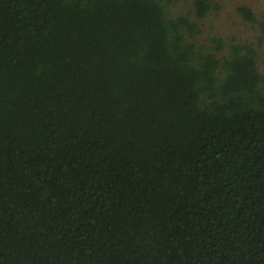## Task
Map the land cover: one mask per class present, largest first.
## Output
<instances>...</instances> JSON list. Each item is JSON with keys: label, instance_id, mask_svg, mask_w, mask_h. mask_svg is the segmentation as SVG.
<instances>
[{"label": "trees", "instance_id": "obj_1", "mask_svg": "<svg viewBox=\"0 0 264 264\" xmlns=\"http://www.w3.org/2000/svg\"><path fill=\"white\" fill-rule=\"evenodd\" d=\"M174 1L0 0V264H264L258 52Z\"/></svg>", "mask_w": 264, "mask_h": 264}, {"label": "rangeland", "instance_id": "obj_2", "mask_svg": "<svg viewBox=\"0 0 264 264\" xmlns=\"http://www.w3.org/2000/svg\"><path fill=\"white\" fill-rule=\"evenodd\" d=\"M214 4L206 16L199 21L200 32L190 38L202 49L211 46L212 36L223 41L241 40L253 43L258 52V66L264 73V0H211ZM248 6L255 16L253 21L241 14L239 7ZM170 16L186 14L193 16L191 0H175L167 7ZM225 51V50H224Z\"/></svg>", "mask_w": 264, "mask_h": 264}]
</instances>
